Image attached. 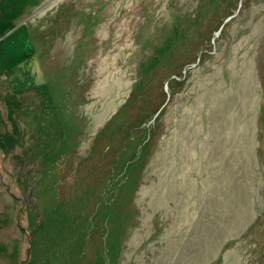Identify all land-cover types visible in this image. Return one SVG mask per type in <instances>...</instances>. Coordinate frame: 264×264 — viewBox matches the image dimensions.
Wrapping results in <instances>:
<instances>
[{"label": "rangeland", "instance_id": "obj_1", "mask_svg": "<svg viewBox=\"0 0 264 264\" xmlns=\"http://www.w3.org/2000/svg\"><path fill=\"white\" fill-rule=\"evenodd\" d=\"M0 264H264V0H0Z\"/></svg>", "mask_w": 264, "mask_h": 264}]
</instances>
